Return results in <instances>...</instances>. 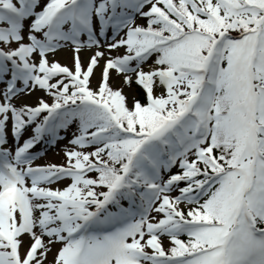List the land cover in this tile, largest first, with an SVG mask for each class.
<instances>
[{"label":"snow or ice","instance_id":"1","mask_svg":"<svg viewBox=\"0 0 264 264\" xmlns=\"http://www.w3.org/2000/svg\"><path fill=\"white\" fill-rule=\"evenodd\" d=\"M0 264H264V0H0Z\"/></svg>","mask_w":264,"mask_h":264},{"label":"rangeland","instance_id":"2","mask_svg":"<svg viewBox=\"0 0 264 264\" xmlns=\"http://www.w3.org/2000/svg\"><path fill=\"white\" fill-rule=\"evenodd\" d=\"M56 59L59 60L62 64L68 65L69 67H71V65H72V57H71L70 52H61L56 57ZM97 76H98V73H97ZM95 83H96V80H93V85H95ZM125 91L127 92L128 90L126 89ZM138 94L139 93H137V98H138ZM41 95H43L42 92L36 93V96H41ZM34 99H35V97H33V101H34ZM130 99H131V96H130ZM66 144H67V140L60 142L59 144H57V146L55 148H49L47 145H38L37 150H43L45 152V155L42 158H40L39 160H37L36 163L37 164H46V163L62 164V163H64L65 158H64L63 149H64ZM167 243L168 242L165 241L166 245H167ZM56 247H59V245H57ZM54 252H55V249L53 250V254H54ZM51 259H52V255L49 256V260H51Z\"/></svg>","mask_w":264,"mask_h":264},{"label":"trees","instance_id":"3","mask_svg":"<svg viewBox=\"0 0 264 264\" xmlns=\"http://www.w3.org/2000/svg\"><path fill=\"white\" fill-rule=\"evenodd\" d=\"M138 99H140L142 102H143V94L142 93H139L138 94ZM173 171L175 172V171H177V169H173Z\"/></svg>","mask_w":264,"mask_h":264}]
</instances>
